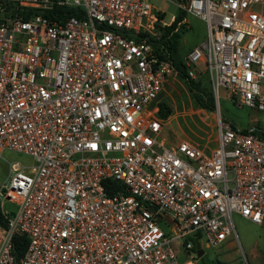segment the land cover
Wrapping results in <instances>:
<instances>
[{"label":"built area","instance_id":"obj_1","mask_svg":"<svg viewBox=\"0 0 264 264\" xmlns=\"http://www.w3.org/2000/svg\"><path fill=\"white\" fill-rule=\"evenodd\" d=\"M178 7L207 27L184 59L189 77L202 63L216 109L223 89L264 112V0ZM5 9L0 151L33 162L11 163L0 185V264H182L173 240L195 260V241L237 237L234 213L264 222L257 129L218 113L212 148L167 135L158 103L177 70L166 46L148 40L161 22L150 0H0ZM18 233L27 245L16 259Z\"/></svg>","mask_w":264,"mask_h":264},{"label":"rangeland","instance_id":"obj_2","mask_svg":"<svg viewBox=\"0 0 264 264\" xmlns=\"http://www.w3.org/2000/svg\"><path fill=\"white\" fill-rule=\"evenodd\" d=\"M155 12L164 13L165 16L159 23L161 27L170 24L176 15L181 12L179 0H150ZM187 21L185 31L181 34L178 44L179 55L184 60L188 52L195 46L204 43L207 37L205 22L191 13H185ZM160 28H155V34L159 35ZM195 76L199 78L208 89H212L208 72L203 64L196 68ZM161 100L170 106L171 113L167 117V135L171 140L188 139L202 147L212 148L217 138L216 120L218 113L222 118H227L242 129L264 128V112L257 111L240 104L237 97H232L226 90L221 89L219 94L218 109L210 111L200 105L198 110L192 107L189 92L179 77L171 78L164 87ZM195 99V98H194ZM176 111L173 116V105ZM196 107V106H195ZM201 115V116H199ZM17 162L21 166H30L32 157L26 153L11 149L0 151V185L9 182V171L11 163ZM1 201V200H0ZM3 201V207L7 210H14L15 205L7 200ZM234 234L220 243L217 247L203 246L204 253L201 257L192 260L193 250L189 253L184 249L183 240H173L172 246L176 251L178 260L184 264L192 260L194 264H262L264 261V222L256 224L236 213L233 214ZM167 229V228H165ZM203 257V258H202Z\"/></svg>","mask_w":264,"mask_h":264},{"label":"trees","instance_id":"obj_3","mask_svg":"<svg viewBox=\"0 0 264 264\" xmlns=\"http://www.w3.org/2000/svg\"><path fill=\"white\" fill-rule=\"evenodd\" d=\"M179 1H184V0H179ZM54 7H55V10L57 11V13L65 12L64 11L65 9H63L62 6L55 5ZM70 12H75V10L72 9V10H70ZM7 13H8L7 9L0 10V16L7 15ZM184 15H185V12L181 10V12H179V14L174 17V20L170 24L161 27L160 24L157 23L155 25L156 30H157V28H160V30H161L159 32L160 33L159 39H156L152 36H149L148 40H151L152 42L158 43V45L164 44L166 46L167 55H168L169 59L172 60L174 66H175V69L177 70V77H179L183 81L187 90L189 92H191L195 98L194 99L193 97H191L192 107L198 110L197 106L199 103L204 108H206L210 111H213V110H215V100H214L212 89H208L205 86H203V84L199 78L189 77V75L187 73V66H186L184 60L182 59V57L179 55V51H178L179 39H180L181 34L185 31V26H181L176 31L174 29L176 27V23ZM164 16H165L164 13L163 14L159 13V19H163ZM232 97H234V96H232ZM172 105L174 108L173 109V111H174L173 116H174V113L176 111V107L174 104H172ZM158 108H159V113L162 115V117L167 119L168 115L171 113L170 106H168L164 102V100H160L158 103ZM199 116H201V115H199ZM223 119L227 120V118H223ZM228 121H230V120H228ZM231 124L233 127H237L234 124V122H231ZM257 130H258L259 134L264 138V128L257 129ZM109 193L113 194V192L111 190H109ZM0 225H2V226L6 225L5 218L3 217L2 213H1V209H0ZM13 244H14L16 259H19L23 255L24 250H25L26 245H27L26 236L23 234H20V233L16 234L14 239H13ZM196 248H197V243L195 241L194 250H196ZM211 264H214V263L211 262ZM262 264H264V261Z\"/></svg>","mask_w":264,"mask_h":264},{"label":"water","instance_id":"obj_4","mask_svg":"<svg viewBox=\"0 0 264 264\" xmlns=\"http://www.w3.org/2000/svg\"><path fill=\"white\" fill-rule=\"evenodd\" d=\"M202 254H203V250H202V249H198V250H197V256H198V257H201Z\"/></svg>","mask_w":264,"mask_h":264},{"label":"crops","instance_id":"obj_5","mask_svg":"<svg viewBox=\"0 0 264 264\" xmlns=\"http://www.w3.org/2000/svg\"><path fill=\"white\" fill-rule=\"evenodd\" d=\"M206 148H207V147H206ZM198 249H202V250H203V253L205 252V251H204V249H203V246H202V245H200V244L197 246V249H196V251H197ZM197 257H198V256H197Z\"/></svg>","mask_w":264,"mask_h":264}]
</instances>
